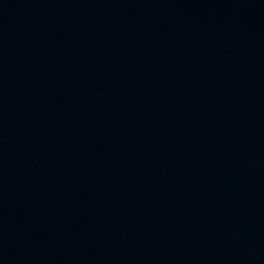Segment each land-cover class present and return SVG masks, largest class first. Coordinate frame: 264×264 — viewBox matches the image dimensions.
Segmentation results:
<instances>
[{"label": "water", "instance_id": "obj_1", "mask_svg": "<svg viewBox=\"0 0 264 264\" xmlns=\"http://www.w3.org/2000/svg\"><path fill=\"white\" fill-rule=\"evenodd\" d=\"M0 264H264V0H0Z\"/></svg>", "mask_w": 264, "mask_h": 264}]
</instances>
